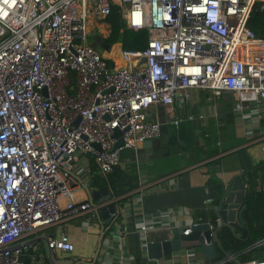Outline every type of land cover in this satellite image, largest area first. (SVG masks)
Segmentation results:
<instances>
[{"label":"built area","instance_id":"obj_1","mask_svg":"<svg viewBox=\"0 0 264 264\" xmlns=\"http://www.w3.org/2000/svg\"><path fill=\"white\" fill-rule=\"evenodd\" d=\"M259 1L0 0V264H22L10 247L24 235L117 204L121 192L107 201L62 199L81 188L82 159L106 174L122 148L159 136L161 122L146 117L151 105L186 104L195 88L264 102V38L246 25ZM111 4L129 28L147 31L143 50H120V66L88 43V18H103ZM144 186L128 196L140 201ZM153 227L147 216L140 231ZM48 246L74 248L65 231Z\"/></svg>","mask_w":264,"mask_h":264},{"label":"crops","instance_id":"obj_2","mask_svg":"<svg viewBox=\"0 0 264 264\" xmlns=\"http://www.w3.org/2000/svg\"><path fill=\"white\" fill-rule=\"evenodd\" d=\"M190 94L186 104L148 107L147 119L161 122L159 136L153 137L156 140H144L135 149L119 151L124 177L119 181L121 188L114 186L111 190L123 192L119 194L118 211L111 215V222L104 225L96 212H87L24 235L14 244L19 246L22 264H51L44 240L61 231L70 235L74 245L72 251L52 248L53 258L64 264H202L198 248H182L150 260L145 245L168 238L174 226L209 222L213 229L219 223L213 204L207 202L204 184L207 176L219 177L222 184L237 176L252 191L264 182V102L258 104L262 109L258 116L254 105H241L229 96H215L201 88L192 89ZM77 169L83 183L75 194L76 199H90L86 187L97 189L89 185L90 176L97 172L96 165L86 157ZM141 184L145 185V192L140 201L131 197L120 202L130 189ZM160 192H169L171 197L158 207L148 205L151 211L146 212L145 195L157 196ZM147 216L153 217L154 227L143 233L140 225ZM256 217L258 224L264 226L263 202ZM117 224L123 230L121 251L116 247ZM262 243L264 240L253 246Z\"/></svg>","mask_w":264,"mask_h":264},{"label":"water","instance_id":"obj_3","mask_svg":"<svg viewBox=\"0 0 264 264\" xmlns=\"http://www.w3.org/2000/svg\"><path fill=\"white\" fill-rule=\"evenodd\" d=\"M144 62L145 57H141L137 61L138 65ZM118 136L119 131L115 129L112 137L116 138ZM122 145V139L118 138L114 147L118 148ZM93 146L99 149L98 144L93 143ZM109 189H111L109 186L97 189L86 187L90 199L97 201L110 199L111 194L109 193ZM252 193V190H249V187L243 179L237 176L231 178L223 184L221 196L218 202L213 204V210L219 222L215 225L216 227L211 229V224L209 222L195 223L188 227L174 226L171 228V233L168 238L153 240L146 243V257L150 260H156L182 248H198L202 264H243L242 261L236 257V253L231 251V249L223 243V240L218 238V233L223 231L231 236H246L247 221L243 216V212L247 207V200ZM207 202L212 203V199H208ZM115 212H117V206L113 201L104 204L96 211L104 225H108L111 222V215L115 214ZM187 228H189L190 231L184 234L183 231ZM22 244L26 245V243ZM18 247V245H13L10 249H17ZM44 248L51 264H64L53 258V249L48 246V238L44 240ZM71 264L75 263L73 262Z\"/></svg>","mask_w":264,"mask_h":264},{"label":"trees","instance_id":"obj_4","mask_svg":"<svg viewBox=\"0 0 264 264\" xmlns=\"http://www.w3.org/2000/svg\"><path fill=\"white\" fill-rule=\"evenodd\" d=\"M261 4L262 3L259 1L254 5L246 25L253 31L255 36L264 38V6L261 7ZM100 20L106 25L108 32L101 35L99 40H95L91 34L88 35V43L95 49H103V46H111L114 44H118L121 49L143 50L146 47L147 31L145 29L134 30L129 28L123 20L117 5L111 4L109 12L106 16L100 18ZM108 61L112 62L111 60ZM124 171V168L121 167L120 164L116 165L106 174L94 171L89 178V185L90 187L96 188L105 186H117L121 188L119 187V181L124 177ZM204 184L208 199H212V204H216L223 190L221 180L215 175H209L206 177ZM120 192L122 193L123 190ZM252 192V195L247 200V207L243 212V216L247 221L246 236H231L223 231L218 233L223 243L229 247L231 251L237 253L242 263L250 259L264 260V252H262V250L264 251V243L253 246L255 243L264 240V226L258 224L256 217L260 204H262V202L264 203V192L258 190V188ZM152 195L153 196L145 195L143 199V208L146 212L151 211L148 205L158 207V204L163 203L165 199L171 197L169 192H160L157 196H154V194ZM126 199H131V196L121 198L120 202ZM213 225H215V219H213Z\"/></svg>","mask_w":264,"mask_h":264},{"label":"rangeland","instance_id":"obj_5","mask_svg":"<svg viewBox=\"0 0 264 264\" xmlns=\"http://www.w3.org/2000/svg\"><path fill=\"white\" fill-rule=\"evenodd\" d=\"M87 24H88L89 34H91V36L95 40H99V37L101 35H104L108 32L106 25L104 24V22H102V20H100V18H96V17L94 18L90 16L87 20ZM96 50L103 57L113 60L117 66L124 65L122 64V61L120 60V57L118 56L121 50L118 44H114L111 46H103V49L97 48ZM153 139L156 140L155 138Z\"/></svg>","mask_w":264,"mask_h":264},{"label":"bare ground","instance_id":"obj_6","mask_svg":"<svg viewBox=\"0 0 264 264\" xmlns=\"http://www.w3.org/2000/svg\"><path fill=\"white\" fill-rule=\"evenodd\" d=\"M239 104H241V105H243V104H252V105H254L255 106V108H256V110H257V112H259L258 113V116H261V106H259L258 107V104H256V103H239ZM109 193L110 194H113L114 192H113V190H111V189H109ZM69 197H76L75 196V194H73V195H67V196H65V197H63V198H66V199H68Z\"/></svg>","mask_w":264,"mask_h":264}]
</instances>
